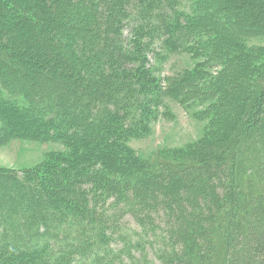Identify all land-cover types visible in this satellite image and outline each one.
Here are the masks:
<instances>
[{"label":"trees","instance_id":"16d2710c","mask_svg":"<svg viewBox=\"0 0 264 264\" xmlns=\"http://www.w3.org/2000/svg\"><path fill=\"white\" fill-rule=\"evenodd\" d=\"M19 1L12 10L13 19L5 25L0 22V40L15 30L24 38L38 23L54 34L59 31L55 58L50 64L48 59L45 64L40 62V66L57 64L67 77L56 82L63 94H34L31 82L21 84L16 78L18 70H25V60L20 53L8 52V62L19 66L7 70L5 60L0 67V101L39 124L34 136L73 148L71 153L54 155L55 167L48 174L0 170V259L11 264H77L79 259L85 261L82 264H132L133 249H141L148 239L165 245L156 252L164 264H216L237 257L248 264L264 261V243L249 245L258 241V235H248L254 228L246 222L249 214L260 223L254 227H261L264 191L254 187V182L245 189L241 182L244 172L254 169L252 163L243 166L247 145L242 138L251 136L249 130L261 128L258 124L264 119L260 109V105L264 107V88L260 90V84H253L250 78V82L240 81L235 98L224 93L214 100L215 122L221 120L227 105L235 110L226 115L228 121L217 128V134L209 135L210 142L188 148L190 152L175 149L148 161L128 145L129 139L142 136L151 122L168 114L167 98L192 103L201 96L194 75H178L167 84L154 76L151 54L159 53L158 48L187 51L202 43L195 27L205 31L200 33L227 34L229 43L239 40L244 32L262 36L264 0H220L224 12L211 14L213 11L204 9L197 17L194 6L199 0H192L193 11L187 19L179 8L180 0H76L81 11L67 22L62 17L52 19L49 13L51 5L47 3L54 2L57 7L59 0ZM169 17L171 22L162 25ZM226 23L231 27L226 28ZM124 29L131 33L125 38L120 36ZM227 39L217 42V58L224 52L222 40ZM101 40L111 51L98 48ZM231 47L236 48L234 44ZM106 55L112 58L108 70L104 74L96 70L99 77L89 78L93 80L90 89L82 73L96 63L103 65ZM236 58H228L225 64L235 68L229 75L245 79V55L238 56V67ZM223 75L218 79L225 84L229 78L223 79ZM263 75L261 70L259 81ZM55 78L48 77L51 81ZM227 85L220 86L224 89ZM72 109L76 115L70 113ZM248 112H258L260 118L246 120ZM24 133L18 134H29ZM260 180L264 181V175ZM30 183L47 195V212L42 200L25 194ZM130 202L128 210L125 204ZM28 203L39 209L25 211ZM127 211L140 227L135 232L137 240L124 231L122 220ZM179 245L182 251L175 249ZM233 248L235 252H229ZM252 254L258 259L249 257Z\"/></svg>","mask_w":264,"mask_h":264},{"label":"rangeland","instance_id":"374dc122","mask_svg":"<svg viewBox=\"0 0 264 264\" xmlns=\"http://www.w3.org/2000/svg\"><path fill=\"white\" fill-rule=\"evenodd\" d=\"M19 0H0V16L2 25H5L7 22H10L13 19L12 10L17 5ZM21 1V0H20ZM19 1V3H20ZM111 1V0H110ZM220 0H199V2L194 6L195 7V17L197 15H201L204 13V9L206 12L213 11L221 12L225 11V7L221 4L218 5ZM52 3L51 6L48 7L49 13L52 19L62 17V20L65 19L66 22L73 20L81 10H79V6L76 3V0H59V3L56 5ZM16 4V5H15ZM192 0H180L179 8L186 12L187 17L192 14ZM22 6V3L21 5ZM248 6V5H247ZM243 8V6H242ZM246 10V5L242 9L244 12ZM246 13V12H245ZM247 14V13H246ZM249 16V15H247ZM193 17V23L197 21V18ZM221 20L223 18L222 15L218 16ZM171 18L169 17L166 20V24L168 25L171 22ZM212 23L213 19H209ZM19 22V21H18ZM224 22V21H223ZM75 25V24H74ZM1 26V25H0ZM3 27V26H2ZM225 27V26H224ZM231 27L226 23V28ZM225 28V29H226ZM57 32V31H53ZM195 32H197L200 36L203 37L202 43L194 45L192 48L187 51H180V48L170 50V49H159V53L151 54L150 65L151 71L154 76L161 79L164 84H167L170 79L177 78L178 75H189L195 76L197 80V92L201 94L195 101L192 103L187 102L183 103L180 100H176L173 98H167L166 102L168 105V114H165L159 117L157 120L151 122L148 127V130L140 137H133L128 140V145L132 148L137 156L142 160L155 161L161 159L160 156L164 155V153H168L174 151L175 149H184V148H193L195 145H205L211 141L209 135L217 134L219 127L227 122L226 115L233 114L235 107H231V105H225L224 111L221 114V120L215 122L213 119V115L215 114V106H212L215 103L214 100L217 98H222L225 93L226 96L236 97L239 93V82H250L247 81L249 78L252 83L260 84V90L264 88V75L261 77L262 79L259 81V75L261 70L264 71V35H249V32H244L240 34L239 40H234L233 43H229L230 37L223 33H200L205 32L204 30H199L198 27H195ZM3 32H0V34ZM13 34L6 35L2 37L0 40V48L1 51L5 53L3 57H0V67L4 64L5 60L8 66L7 70L13 66H19V64L14 61L8 62L10 60L8 52H17L20 53L25 60L22 63V66L25 67L23 72L17 71V80L21 82H31L32 89L30 90L32 93L44 95H52V94H63V90L57 85L56 82L64 81L67 77L66 75L61 74L58 71V65L51 67L49 66H40V62L44 64H50L51 60L55 58L57 54V39L58 36L61 35L59 31L57 34L52 33L49 28H45L41 26L40 23L35 24L34 29L27 34L26 37H21V32L19 30H15L12 32ZM131 33L128 29L122 30L120 36L125 38ZM56 35L55 37H53ZM225 36V37H224ZM53 39H52V38ZM51 38V40H50ZM223 38H228L227 41L222 40V44L224 46V52L221 57L217 58V53H215V49L217 50V42ZM12 43L14 46H12ZM82 43V42H79ZM99 49H106L107 52L111 51V47L103 46V41L98 42ZM232 44L236 46L235 49H232ZM231 47V48H230ZM238 52V55L233 54L234 51ZM61 52V51H60ZM240 53L245 55L244 61H246L245 66L248 68L247 74L248 76L245 79L238 77L236 74L232 73L229 75L231 69H235L234 66L230 67L229 64L226 66L228 62V58H236L234 60V65L238 67V56ZM44 54V55H43ZM247 54V57H246ZM104 61V64H97L93 66L88 71H84L82 76L86 77L88 81V87L91 89L93 80L89 78L99 77V73L102 74L107 72L109 63L111 60L110 56ZM227 56H229L227 58ZM215 58V59H214ZM102 63V62H101ZM148 66V63H147ZM97 69H100L99 73H95ZM104 69V70H103ZM70 72V70H67ZM194 72H197L195 74ZM223 79H227L229 81H224L228 85L222 89L221 86L226 85L222 84L221 80L222 74ZM192 74V75H191ZM235 75V76H234ZM49 76L56 77V81H51L48 79ZM258 77V78H257ZM219 78V79H218ZM257 78V79H256ZM218 80V81H217ZM215 82H218L215 86ZM220 82V83H219ZM204 83H208V89H204ZM22 84V83H21ZM0 83V87H1ZM221 85V86H220ZM218 87V91H217ZM5 93H7L6 89H3ZM72 95L68 93V98L71 99ZM1 98V97H0ZM109 105V104H108ZM260 109L264 111V107L260 105ZM254 111V109H253ZM71 114L76 115L73 109L70 111ZM95 114V113H94ZM258 112H248L244 118L249 120L252 116V121L255 118H260ZM264 116V114H263ZM89 118V116H88ZM261 128H254L247 132L251 136H246L243 139V143L246 142V148L244 152V165L245 162L248 164L252 163V167L254 168L252 171L244 172L241 177V182L247 189L254 182V187L261 188L264 191V181L260 180V177L264 175V119L261 118L260 123L258 124ZM82 126V125H81ZM83 127H85L83 125ZM216 128V129H215ZM250 128H253V125H250ZM25 131L24 134L28 135H19V131ZM39 124H33L29 121V118L24 114L15 112L12 108L8 107L6 103H2L0 101V170L1 172L12 173V172H22L25 171L27 173L39 174V173H51L53 168L55 167L54 155L59 151L63 153H71L73 147L71 145H65L59 141H51L46 140L40 137H36L32 134V132L39 131ZM65 141V140H64ZM67 142V140L65 141ZM189 151V149H188ZM190 152V151H189ZM248 152V154H247ZM159 156V157H158ZM243 180V181H242ZM254 180V181H253ZM233 185V184H231ZM242 186V185H241ZM25 190L27 191L25 194H31L35 196L36 199L42 200L43 206L46 208V212L49 210V205L46 202V197L42 188L35 183H30L25 186ZM7 198H11V196H7ZM264 201V198H262ZM125 207L130 210L132 207V202L125 204ZM39 209L34 204H26L24 205V210L28 209ZM250 210V209H248ZM119 211H124L120 209ZM129 211L126 212L125 218L122 220L125 225L124 231L128 230L130 237L133 240H137L139 235H136L135 232L140 231V227L137 226L135 220L132 218ZM114 214V211L111 212ZM55 217H59V214L55 213ZM261 227H254L256 224H260L259 222L249 218L248 220L250 225L254 228L251 229V233H256L258 235V241L252 242L249 245L256 247L259 244L264 243V216L261 219ZM240 222V221H239ZM19 227V226H17ZM233 238H235L233 234ZM7 239V238H5ZM8 240V239H7ZM147 240V244H145L141 249H133V255H135L134 261L132 264H164V262L159 259L156 252H160L165 248V245L156 240L151 241ZM175 249L183 250L182 246L179 245L175 247ZM229 252L234 253V248ZM241 252V250H240ZM239 252V253H240ZM250 252L245 254L249 255ZM254 260H257L258 257L254 254ZM243 256V255H241ZM262 258H264V252L261 254ZM29 260V259H28ZM26 260L27 262H29ZM85 262L82 259H79L77 264H82ZM17 262H12L15 264ZM248 264L246 260L242 257H237L232 260L229 258L222 259L218 261L216 264ZM0 264H11L4 262L0 259ZM213 264V263H212ZM215 264V263H214ZM259 264H264V261L261 260Z\"/></svg>","mask_w":264,"mask_h":264}]
</instances>
